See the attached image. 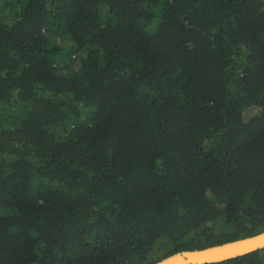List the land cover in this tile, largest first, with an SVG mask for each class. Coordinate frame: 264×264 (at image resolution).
I'll list each match as a JSON object with an SVG mask.
<instances>
[{
    "label": "trees",
    "instance_id": "16d2710c",
    "mask_svg": "<svg viewBox=\"0 0 264 264\" xmlns=\"http://www.w3.org/2000/svg\"><path fill=\"white\" fill-rule=\"evenodd\" d=\"M263 230L264 0H0V264Z\"/></svg>",
    "mask_w": 264,
    "mask_h": 264
},
{
    "label": "water",
    "instance_id": "95a60500",
    "mask_svg": "<svg viewBox=\"0 0 264 264\" xmlns=\"http://www.w3.org/2000/svg\"><path fill=\"white\" fill-rule=\"evenodd\" d=\"M264 248V230L253 235L199 249L180 250L153 264H206L241 256Z\"/></svg>",
    "mask_w": 264,
    "mask_h": 264
}]
</instances>
